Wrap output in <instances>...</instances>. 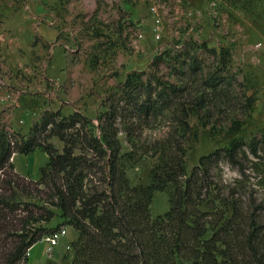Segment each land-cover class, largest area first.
I'll return each instance as SVG.
<instances>
[{
    "label": "rangeland",
    "instance_id": "rangeland-1",
    "mask_svg": "<svg viewBox=\"0 0 264 264\" xmlns=\"http://www.w3.org/2000/svg\"><path fill=\"white\" fill-rule=\"evenodd\" d=\"M32 2L37 11L29 10ZM152 7L160 19L157 30ZM207 48L228 49L230 60L225 63ZM133 71L152 85L158 80L164 88L177 87L178 95L149 124H135L131 137L120 125L121 153L133 157L126 169L132 185L150 181L157 154L148 146L155 141L170 137L182 144L187 174L201 155L227 146L230 119L240 117L244 94L255 100L238 136L245 142L260 137L264 0H0V129L27 135L44 110L64 116L78 111L96 125ZM50 141L62 148L57 137ZM21 156L26 155L10 158L14 171L37 180L27 169L40 157ZM238 157L243 172L221 160L212 170L214 181L240 200L264 207V151L253 156L244 147ZM168 208V192L155 191L151 218ZM52 210L50 221L39 224L52 228L62 222L60 210ZM260 217L264 225V212ZM67 226L55 230L66 232L59 247L44 238L55 231L33 244L27 264L70 259L76 238L70 241L75 232Z\"/></svg>",
    "mask_w": 264,
    "mask_h": 264
},
{
    "label": "trees",
    "instance_id": "trees-1",
    "mask_svg": "<svg viewBox=\"0 0 264 264\" xmlns=\"http://www.w3.org/2000/svg\"><path fill=\"white\" fill-rule=\"evenodd\" d=\"M206 50L230 60L228 49ZM155 83L128 73L96 125L78 111L44 110L27 135L0 129V264H27L28 249L61 225L77 237L72 257L59 264H264V207L225 192L212 174L221 160L242 173L244 147L253 156L264 151V134L248 142L238 136L255 97L243 95L240 117L230 119L229 144L201 155L188 174L182 144L169 137L148 146L157 154L150 181L132 185L126 169L133 157L121 153L120 125L131 137L135 124H149L178 95L177 87ZM36 149L48 162L34 181L15 172L10 158ZM155 191L168 192L169 208L151 218ZM52 207L62 222L39 224L55 215Z\"/></svg>",
    "mask_w": 264,
    "mask_h": 264
},
{
    "label": "crops",
    "instance_id": "crops-1",
    "mask_svg": "<svg viewBox=\"0 0 264 264\" xmlns=\"http://www.w3.org/2000/svg\"><path fill=\"white\" fill-rule=\"evenodd\" d=\"M30 1H33V0H30ZM34 4V2H32V5H29L28 7H29V10L31 11V12H33V10H36L37 11V9H36V7L33 5ZM14 154V153H13ZM12 154V155H13ZM12 155H11V157H12ZM14 156H16V155H14ZM13 156V157H14ZM20 156V155H19ZM21 157H40V159H39V161H40V163H35V161L33 160V162L35 163V166H30L28 169H27V172L30 174V176L32 177V178H34V179H38L39 178V176H40V168H39V166H42V165H45V164H47V162H48V155L44 152V151H42V150H40V149H38L34 154H31V155H26V156H21ZM13 160V159H12ZM17 170H22L21 168H18L17 167ZM24 171H25V169H23ZM67 227H70V228H72V229H74L73 227H71V226H67ZM74 237L72 238V239H70V241L71 240H73V239H75L76 237H77V232H76V230L74 229ZM69 241V242H70ZM68 242V243H69ZM67 243V244H68ZM67 244H66V246H67ZM66 246L64 247V249L66 248ZM32 248V246L29 248V250H28V258L30 259V249ZM64 251V250H63ZM59 257V256H58Z\"/></svg>",
    "mask_w": 264,
    "mask_h": 264
},
{
    "label": "built area",
    "instance_id": "built-area-1",
    "mask_svg": "<svg viewBox=\"0 0 264 264\" xmlns=\"http://www.w3.org/2000/svg\"><path fill=\"white\" fill-rule=\"evenodd\" d=\"M151 10H152L153 15L155 16V18H154V21H155V29L157 30V29H159L160 19H159L158 13H156L155 7H152ZM156 37L157 38L159 37V34L158 33L156 34ZM61 231H63V229ZM61 231H59V232L55 231V232H53V234H50L49 236L44 237V238L47 239V242H50V243H48L49 245H53L54 244V241L56 240L58 234Z\"/></svg>",
    "mask_w": 264,
    "mask_h": 264
},
{
    "label": "bare ground",
    "instance_id": "bare-ground-1",
    "mask_svg": "<svg viewBox=\"0 0 264 264\" xmlns=\"http://www.w3.org/2000/svg\"><path fill=\"white\" fill-rule=\"evenodd\" d=\"M65 233H66L65 231L61 232V234L59 233L60 235H58V239L56 241H54V246L57 245L58 243H59L58 247L61 245V241H62V238L64 237Z\"/></svg>",
    "mask_w": 264,
    "mask_h": 264
}]
</instances>
